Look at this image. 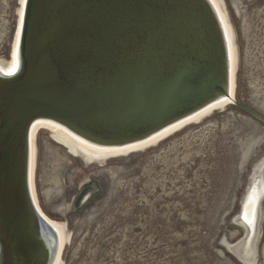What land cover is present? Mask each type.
Instances as JSON below:
<instances>
[{
  "label": "bare ground",
  "instance_id": "bare-ground-1",
  "mask_svg": "<svg viewBox=\"0 0 264 264\" xmlns=\"http://www.w3.org/2000/svg\"><path fill=\"white\" fill-rule=\"evenodd\" d=\"M237 67L219 0H19L9 60L0 63L5 77L20 71L0 82V264H44L49 249L50 264H62L66 227L44 213L36 188L41 131L89 165L138 153L236 106ZM214 87L221 95L206 107L143 140H123ZM263 172L264 164L254 167L236 217L244 235L229 251L240 263L254 255ZM29 200L55 236L35 223Z\"/></svg>",
  "mask_w": 264,
  "mask_h": 264
},
{
  "label": "rangeland",
  "instance_id": "rangeland-1",
  "mask_svg": "<svg viewBox=\"0 0 264 264\" xmlns=\"http://www.w3.org/2000/svg\"><path fill=\"white\" fill-rule=\"evenodd\" d=\"M219 2L237 47L236 101L264 117V0ZM18 6L0 0L3 65ZM37 152L40 206L66 227L62 264H264V198L252 261L227 250L243 239L236 217L254 167L264 164V125L237 106L101 164L73 158L48 131Z\"/></svg>",
  "mask_w": 264,
  "mask_h": 264
},
{
  "label": "water",
  "instance_id": "water-1",
  "mask_svg": "<svg viewBox=\"0 0 264 264\" xmlns=\"http://www.w3.org/2000/svg\"><path fill=\"white\" fill-rule=\"evenodd\" d=\"M216 20H217V23H219V25H221L217 15H216ZM222 31H223V29H222ZM223 38H224V42H226L225 35H224ZM222 46H223V44H222ZM224 56H225V52H224ZM225 60H226V62H227V60H229L228 59V54H227V56H225ZM224 69H225V73L223 75V84L222 85L220 84V86L222 87L223 92L227 93V90L229 88V85H228L229 84V72H227L226 67H224ZM18 73H20V71L15 72L11 77H5L3 74H0V82L6 83L7 82L6 79L12 78L14 76L16 77V76L19 75ZM213 90H215L214 93H213ZM207 94H208L206 96L207 98L204 99L203 101L199 100L194 105H192L191 107H189V108H187L185 110H180V111L178 110L179 112L176 111V112L171 113L168 116H164L163 118L160 117V118L156 119L155 121H151L150 125L148 124L149 125L148 127H145L143 129H140V130L134 132V134L132 136H130V137L127 136V138H124L123 140H127V142H136L138 140H143L146 137H148L150 135V133H153L155 131H159L160 129H162V128L166 127V126H168V125H170V124H172V123H174L176 121H179L180 119L186 117L187 115L195 113L196 111L206 107L207 105H209L210 103H212L213 101L218 99L219 96L221 95L219 90L217 88H215V87L212 88V91L208 92ZM235 105L241 111H243L244 113H246L247 115L251 116L252 118H254L255 120L259 121L260 123H262L264 125V117H262L261 115L257 114L256 112H254V111H252V110H250V109H248V108H246V107H244V106H242V105H240L238 103H235ZM180 129H182V128H180ZM123 144H124V142L121 143V145H123ZM246 196H247V194H246ZM29 204H30V208H31V210L33 212V217H34L35 223L37 225H39L40 228L48 229L49 233L52 234L51 236H55L54 230L50 226L46 225V223H44V221L39 217V215L35 211L33 205L31 204L30 200H29ZM227 250L229 251L230 249H227ZM49 251H50V252H48L49 254L46 255L47 258H46V261H45L44 264H50V262H51V257L50 256L52 254V249L51 250L49 249Z\"/></svg>",
  "mask_w": 264,
  "mask_h": 264
}]
</instances>
